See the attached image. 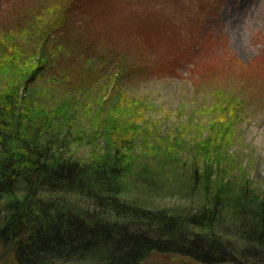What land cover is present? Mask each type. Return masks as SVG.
I'll return each instance as SVG.
<instances>
[{"label":"rangeland","instance_id":"1","mask_svg":"<svg viewBox=\"0 0 264 264\" xmlns=\"http://www.w3.org/2000/svg\"><path fill=\"white\" fill-rule=\"evenodd\" d=\"M234 1L83 0L74 28L93 38L49 39L50 51L69 41L67 56L54 60L27 92L33 107L47 108L57 98L76 105L89 136L70 146L90 167L100 156L119 170L111 182L121 202L186 217L209 209L233 244L232 202L264 200V0L236 6L232 36L224 14ZM42 4L0 0V58H11L4 63L13 72L27 71L15 44L31 55V40L5 38L8 14L44 10ZM70 44L82 48L77 60ZM98 50L123 61L131 76L112 97L104 87L115 82L107 84L113 69L106 71L98 58L84 60ZM214 197L221 203L215 207ZM2 255L0 264H14L10 253ZM140 264L199 263L151 252Z\"/></svg>","mask_w":264,"mask_h":264},{"label":"trees","instance_id":"2","mask_svg":"<svg viewBox=\"0 0 264 264\" xmlns=\"http://www.w3.org/2000/svg\"><path fill=\"white\" fill-rule=\"evenodd\" d=\"M42 1L44 10L14 9L7 18L5 38L31 40V55L15 44L19 66L27 71L13 72L4 63L11 58H0L2 256L10 253L14 264H140L151 252H162L199 264H264V200L232 202L237 232L230 237L235 244L220 227L219 214L209 209L186 217L121 202L111 182L119 170L100 156L90 167L70 146L89 136L81 114L72 109L76 105L69 98H57L47 108L27 105L33 103L27 92L35 79L67 56L69 41L58 45L62 50L52 48V54L55 43L49 39L93 38L74 28L83 0ZM71 49L82 50L75 44ZM97 58L106 71L113 69L107 84L115 82L104 87L112 97L118 83L131 76L123 61L99 50L84 60ZM213 199L214 207L221 204ZM216 226L218 234L212 233Z\"/></svg>","mask_w":264,"mask_h":264},{"label":"bare ground","instance_id":"3","mask_svg":"<svg viewBox=\"0 0 264 264\" xmlns=\"http://www.w3.org/2000/svg\"><path fill=\"white\" fill-rule=\"evenodd\" d=\"M224 2L225 3H229L230 0H224ZM233 4H234V7H235L234 10L231 11V12H225L224 20L226 21V25L228 26V30L231 33V35L232 36H236L237 35V31L236 30H237V27H238L237 26L238 25V20L231 18V15L234 13L235 10H237L236 9L237 5L240 6V7H243L245 5L243 4V0L234 1Z\"/></svg>","mask_w":264,"mask_h":264}]
</instances>
